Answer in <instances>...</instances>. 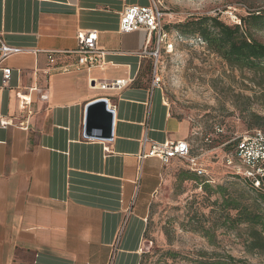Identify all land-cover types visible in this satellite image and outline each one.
Here are the masks:
<instances>
[{
	"label": "crops",
	"instance_id": "obj_1",
	"mask_svg": "<svg viewBox=\"0 0 264 264\" xmlns=\"http://www.w3.org/2000/svg\"><path fill=\"white\" fill-rule=\"evenodd\" d=\"M151 3L0 0V45L21 48L0 53V264H142L150 203L174 159H141L142 141L190 142L192 130L152 84L155 35L120 31L126 6ZM82 30L99 33L101 65L78 68L69 53ZM111 80L127 83L100 87ZM100 100L113 112L111 138L100 123L86 134Z\"/></svg>",
	"mask_w": 264,
	"mask_h": 264
},
{
	"label": "rangeland",
	"instance_id": "obj_2",
	"mask_svg": "<svg viewBox=\"0 0 264 264\" xmlns=\"http://www.w3.org/2000/svg\"><path fill=\"white\" fill-rule=\"evenodd\" d=\"M161 2V10L167 13L163 23L174 51L160 52V87L171 111L192 123V152L202 155L200 162L207 172L202 180L225 184L234 179L225 161L233 151L234 143L230 145V141L257 128L249 126L253 114L264 116V86H258L261 74L254 69L231 66L199 36L182 35L176 24L202 16H217L226 23L241 24V18L250 12L264 13V0ZM247 27L264 42V30L250 26V22ZM217 128L224 131L217 134ZM208 134H212L210 141L205 139ZM226 142L228 145H224ZM187 170L188 162L179 158L165 167L162 183L150 203L142 264H211L225 255L235 257L237 264H264L263 252L247 248L245 225L230 231L218 226L222 222L219 214L210 213L215 196L205 200L199 183L183 181L181 172ZM202 228L214 234V245L202 235Z\"/></svg>",
	"mask_w": 264,
	"mask_h": 264
},
{
	"label": "trees",
	"instance_id": "obj_3",
	"mask_svg": "<svg viewBox=\"0 0 264 264\" xmlns=\"http://www.w3.org/2000/svg\"><path fill=\"white\" fill-rule=\"evenodd\" d=\"M249 22L250 26L252 24L256 29L264 30V13L250 12L249 16L241 18V24H229L217 16L195 17L176 24V28L184 36L202 38L209 49L231 66L260 72L258 86L261 87L264 86V42L247 27ZM253 118L249 126L264 129V116L255 113ZM230 173L234 179L215 185L210 180H202L203 175L189 167V170L181 172V179L199 183L206 194L205 200L210 201L215 196L210 213L219 214L222 220L219 227L230 231L245 225L248 250L264 253V192L232 170ZM201 233L211 244H215L214 234L208 229L202 228ZM213 261L211 264H237L236 258L231 255L219 256Z\"/></svg>",
	"mask_w": 264,
	"mask_h": 264
},
{
	"label": "built area",
	"instance_id": "obj_4",
	"mask_svg": "<svg viewBox=\"0 0 264 264\" xmlns=\"http://www.w3.org/2000/svg\"><path fill=\"white\" fill-rule=\"evenodd\" d=\"M162 0H152L150 5H129L122 12L120 19V31L130 33L135 31H145L151 38L156 37V49L151 54L156 58L153 70L152 84L154 87H160L162 77L159 73V54L162 49L171 53L174 51V43L169 39V32L163 23L164 13L161 10ZM240 22V21H238ZM78 46L74 50L69 51L77 55L78 68H91L101 65L104 60V51L98 47L99 33L96 30H82L78 32ZM202 45L204 41L201 40ZM21 51V48L10 46L1 42L0 53L2 57ZM55 51H49V60L55 63ZM3 83L7 84L10 80L12 69L3 68ZM95 82V81H93ZM127 82L125 80H111L100 84L102 89L114 88L121 89ZM41 92V99H48V88H38ZM17 96L23 103V111L29 115L31 99L26 94L18 93ZM7 124V121H2ZM27 128V122L20 124ZM223 128H217L216 133H222ZM212 134L207 135V140H211ZM226 142L224 145H227ZM230 143L233 144L231 155L225 158L226 164L234 174L248 179L257 189L264 192V129H253L236 135ZM202 155L195 156L192 154V146L187 140H169L166 142L151 141L144 138L142 141L141 159L148 157H156L164 161L173 158L186 160L190 168L200 175H205L206 169L202 166L200 158Z\"/></svg>",
	"mask_w": 264,
	"mask_h": 264
},
{
	"label": "water",
	"instance_id": "obj_5",
	"mask_svg": "<svg viewBox=\"0 0 264 264\" xmlns=\"http://www.w3.org/2000/svg\"><path fill=\"white\" fill-rule=\"evenodd\" d=\"M99 123L103 126L104 136L106 138H111L113 129V112L107 110L106 100H100L89 107L86 134L91 135V129L96 127V124Z\"/></svg>",
	"mask_w": 264,
	"mask_h": 264
}]
</instances>
